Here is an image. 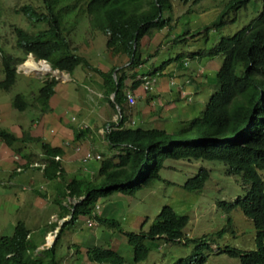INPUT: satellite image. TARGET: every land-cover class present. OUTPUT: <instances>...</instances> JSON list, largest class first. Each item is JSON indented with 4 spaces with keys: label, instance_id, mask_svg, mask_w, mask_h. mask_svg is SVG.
Returning a JSON list of instances; mask_svg holds the SVG:
<instances>
[{
    "label": "trees",
    "instance_id": "obj_1",
    "mask_svg": "<svg viewBox=\"0 0 264 264\" xmlns=\"http://www.w3.org/2000/svg\"><path fill=\"white\" fill-rule=\"evenodd\" d=\"M29 1L41 5L42 14L30 6L24 7L22 12L30 22L42 26V30H15L16 47L24 57L18 59L2 54L4 79L0 82V89L10 92L17 85L19 64L33 55L37 61L48 62L54 71L73 76L82 69L96 74L101 79L97 85L102 100L116 113L118 107L121 109L117 122H111L105 128L104 137L110 155L101 163L98 180L71 176L63 165L65 154L61 148L53 147L41 138H33L30 132L18 137L12 131L0 127L1 141L16 153L20 152V143L40 144L42 165H34L33 158L27 156L29 160L22 167L23 170H38L47 181L60 182L64 185L65 197L77 203L72 209L62 205L65 212L63 217L70 214L73 218L62 227L57 243L67 228L81 216L95 219L101 225L124 233L119 221L100 216L96 206L100 200L117 193L137 196L151 189L157 181L162 180L161 173L167 161H218L228 168L230 175L242 177L245 192L235 201L219 203V207L227 214L237 208L242 210L256 227L258 248L255 251H243L228 246L219 247L217 254L240 259L242 264H264V179L261 175L264 171V0L263 10L258 17L235 35L221 37L210 49L177 54L176 58H171L159 67L156 61L162 45L155 54L145 57L141 51L143 40L165 30L169 31L168 34L174 30L173 18L166 17V14L173 11L175 1L197 5L204 0ZM252 1L229 0L218 18L206 28L205 39L208 40L212 31L221 34L227 26L235 24L240 12ZM191 12L192 8L187 15ZM86 17L92 31L107 38L106 46L112 55L129 58L125 66H114L104 71L78 54L71 36ZM185 35H178L174 43L186 44ZM220 56L224 58V63L217 72L218 89L202 105L198 116L185 118L174 131L156 127L146 129L130 123L131 107L127 96L128 92L136 93L143 86L141 78L174 77L176 70L168 71L173 64L178 68L187 59L201 62L205 58ZM58 85L55 79L44 83L39 89L35 102L42 114L51 111L50 103L57 93ZM12 105L21 113L32 106L24 94H18ZM84 133H89V130L86 129ZM209 179L210 172L204 169L190 178L183 189L200 194ZM190 220L189 215L179 214L172 207L164 206L148 231H144L148 222L146 220L139 233H124L128 244L134 249L135 263H144L149 259L151 251L146 244L148 240L165 239L172 244L198 243V253L190 263L205 264L208 256L203 251L210 247L211 238L189 239L185 229ZM44 244L45 241L39 243L33 240L32 232L24 222L19 221L12 236L0 237V264H60L57 244L40 250ZM87 256L94 264H126L122 255L103 247L89 250Z\"/></svg>",
    "mask_w": 264,
    "mask_h": 264
},
{
    "label": "rangeland",
    "instance_id": "obj_2",
    "mask_svg": "<svg viewBox=\"0 0 264 264\" xmlns=\"http://www.w3.org/2000/svg\"><path fill=\"white\" fill-rule=\"evenodd\" d=\"M228 1L204 0L197 5L175 1L173 11L166 14V17L173 18L174 30L170 34H168V30H165L153 38L144 39L141 47L143 56L155 54L159 46L162 45L156 61V65L159 67L171 58H176L177 54L198 52L205 50V48L210 49L221 37H231L242 30L256 19L263 10V0H253L246 9L240 12L235 24L227 26L221 34L212 31L206 40L204 37L206 28L218 18ZM27 6L33 8L38 14H42L40 11L42 6L31 3L29 0H0V82L4 79L1 66L2 54L11 55L18 59L24 57L23 53L16 47L15 30L17 28L29 32L42 30V26L30 22L25 13L22 12V9ZM191 8L192 12L187 15ZM180 34H187L185 35L186 44L174 43ZM71 39L74 46L77 47L79 55L84 56L93 66L104 71H109L114 66L123 67L129 62V58L114 56L108 51L107 38L92 31L87 17L80 21ZM187 62L180 67L189 64L188 68L176 69V71L192 77V82L196 86L204 80L202 73H206L215 83L217 72L223 65L224 58L222 56L214 59L205 58L201 62L188 59ZM34 63L39 66V69L30 71L28 66ZM44 64L50 68L46 72L41 70ZM18 72V83L10 92L0 89L1 128L8 129L20 137L23 136L24 132H30L32 135L34 130L41 131L38 122H41L45 114L41 113L42 110L35 99L44 83L56 79L60 85L58 93L67 101L60 97L61 105L65 106L62 111H67L70 116L76 117V124L84 121L87 124L86 128L89 127L91 130L89 142L81 146L83 152L90 151L95 154L99 152L103 160L110 155L104 132L107 124L117 122L118 114L110 108L108 103L102 100L97 85L98 82H101L99 76L82 69L77 70L73 76L61 72L56 74L48 62L37 61L34 56H29L23 64H19ZM171 81L176 82V84L179 83L176 78ZM128 84L131 85L132 82L129 81ZM172 86L180 87V84L179 86ZM180 89L182 90L181 94L175 97V103L183 110H176L174 116H171L172 113H170V110L174 109L170 107L171 103L166 98H157L155 106L149 107L135 93L137 103L133 107L129 105L131 107H129L131 110L130 123L137 124L135 127L140 125L146 129L152 128L154 122L148 120L157 116L164 125H170L166 128L167 130H174L176 124L173 122H177V119L180 122L183 118L192 119L198 116L199 112L189 111L186 113L187 106L195 105L196 102L204 99L206 102L214 93L207 91L206 98L202 92L203 98H201V93L194 95L192 93V97L188 93L190 89L187 91ZM18 94H24L29 98L32 106L28 111L21 113L14 109L13 100ZM78 103L80 109L76 112L73 109ZM149 103L151 104L152 101L150 100ZM147 106L148 111L144 113ZM71 111L77 116L73 115ZM144 120L146 124H143ZM18 145L20 152H23V146L26 144L20 143ZM6 147L0 139V237L11 236L14 226L19 221L24 222L29 230H33V226L37 225L38 222H48L52 214L57 217L61 215L60 218L51 223V228L44 226L39 230V232H44L46 229L51 230L49 241L40 250L52 248L57 244L60 264H94L88 259L87 252L95 247H103L119 253L126 259V264H180V262L192 264L190 262L198 253V243L190 245L172 244L165 239L148 240L146 244L151 251L149 259L144 263H135L134 261V249L128 244L124 233H139L146 220L148 222L144 231H148L164 206H170L177 213L190 216V224L185 229V235L189 239L200 240L205 236L211 238L210 247L203 251V254L208 256V261L205 264H242L240 259L231 258L226 254H217L219 247L228 246L243 251H255L258 248L256 227L242 210L237 208L231 214H227L219 207L221 202H232L244 195L242 177L230 175L228 168L221 162L205 160H169L161 173L162 180L157 181L151 189L144 190L137 196L117 193L100 200L96 206V212L102 217L119 221L124 233L112 230L107 225H101L95 219L81 216L74 225L67 228L57 243V237L60 234L58 232L62 223L65 222L64 224H66L71 220L70 214L65 218L63 217L65 212L62 205L72 209L76 202L65 197L64 187L58 181L54 183L51 189L49 188L50 185H53L51 181H42L48 186L35 184L26 190L12 187L10 181L13 172L24 165H19L21 162L20 152L14 154L11 148ZM79 156L81 157V154ZM11 159L14 162L13 165L10 163ZM32 160L34 165L43 163L39 155ZM101 163L100 161V167ZM79 164L81 163L79 162ZM78 167L80 174L85 171L88 172L86 175L88 180L99 179V171L97 169L94 171V162L87 166L80 165ZM21 169L19 172H24L23 168ZM204 169L210 172V179L204 191L200 194H193L184 190L185 183ZM69 174L74 175V173ZM261 175L264 179V171L261 172ZM45 193L50 200L49 211L42 208L41 199L38 198ZM46 198L42 199L46 200Z\"/></svg>",
    "mask_w": 264,
    "mask_h": 264
},
{
    "label": "crops",
    "instance_id": "obj_3",
    "mask_svg": "<svg viewBox=\"0 0 264 264\" xmlns=\"http://www.w3.org/2000/svg\"><path fill=\"white\" fill-rule=\"evenodd\" d=\"M173 67H177V66L175 64L171 65V67H169L168 71H172L173 69H174L173 71H175L176 69H178V68H173ZM201 75H203L204 80L202 82H200V84L195 86L192 82V77L186 76L185 74H182L181 72L179 73L176 71V76H174V77L169 78L170 76H164L162 78H158L157 82H156V84L153 87V90L151 92L146 93L144 91V89L141 87L136 92V95H137V97H140L139 99H141L142 101H145L149 107L155 106V101L157 98H161V99L166 98L171 103L170 107L174 109V110H170V113H172L171 116H174V115H176V113H175L176 110H181V109L183 110V108H180V106H178L175 103V97L178 96L179 94H181L182 90L180 88H182L186 91L188 89H190V91L188 93H190L191 95H192V93L194 95V94H199L202 92V93H204L205 98H206L207 91L215 92L218 89L217 81H215V83H214L210 79V77H208V75L206 73L205 74L202 73ZM175 78L177 80H179L180 87L172 86L171 80H174ZM59 86L60 85H58V87H57L56 95L52 98L51 103H50L51 111L48 114H45V116L43 117L41 122H38L39 128L41 129V131L34 130L32 132V136H33V138H35V137L41 138L43 140V142H48L53 147L61 148L65 154L62 158V162H63L65 169L69 173H74V175L78 179L88 180L86 178V175L88 172L85 171V172H82V174H80L78 172V169H79L78 166L84 165V163L81 161V159L83 158V156L86 152L85 151L83 152V149H82V152H77L76 148L77 147L83 148L81 146L89 142V139H90L89 134H90L91 130H89V127L86 128L87 124H85L84 121H81L80 124H76L77 123L76 117L70 116L67 111L66 112L64 111L65 113L62 111L65 108V106L61 105V101H62L61 98L64 100H65V98L58 93ZM202 93H201V98H203ZM165 95H167V96H165ZM193 95H192V97H193ZM150 100L152 101L151 104L149 103ZM205 100L206 99L201 100L200 102H196L195 105L191 104V105L187 106L186 113H188L189 111L201 112V110L203 108L202 105L206 103ZM148 106H147V109L144 110V113L146 111H148ZM79 109H80V104L78 103L76 108L73 110H75L77 112V111H79ZM71 113L73 115H76L72 111H71ZM117 114H118V119H119V117H120L119 112H117ZM167 116H170V115H167ZM144 121H143V123L146 124V121L145 122ZM148 121L154 122L152 125L156 128H159V129L167 130L166 128L168 126H170L169 124L164 125L162 123L163 122L162 120L160 122V120H158L157 116L151 117ZM183 121H184V118L180 122H183ZM180 122L178 121V119H177V122H173L174 124H176L174 130H176L180 127V124H181ZM86 129L89 130V133H84V131ZM174 130H171V131H174ZM104 134H105V132H104ZM18 137H20V136H18ZM23 147H24V151L20 154L21 162L19 165H26L28 163L29 158H27V156H31L32 158H34L35 156L41 155V145L40 144H26V146H23ZM12 152L15 154V152L13 150H12ZM79 154H81V157L79 156ZM96 154H100V153L98 152ZM79 162L81 164H79ZM10 163H11V165L14 164L12 159H11ZM85 166H87V165H85ZM20 167L17 168V171L13 172V177L10 181V184L12 187H16V188H19L22 190H26V189H29V187H31V186H35V184L36 185L45 184L46 186H48L47 183L42 182V181H47V180L44 179L43 173L41 171L34 170V169H28L24 172L22 171L21 173H19V170H22L21 168L23 166L21 168ZM95 169H97L98 171L100 170L99 162H94V171H95ZM74 170L76 173L74 172ZM55 182L56 181L52 182L53 185L49 186L50 189L54 186ZM61 185L64 187L63 184H61ZM46 191H48V190H46ZM46 195L47 194L45 193L41 197L46 198L47 197ZM41 197H38V198L41 199L42 208H44L45 211L46 210L49 211L50 200L48 199V197L46 198V200L42 199ZM23 198H25V200H28L26 197H23ZM57 200L59 201L60 199H57ZM60 217H61V215H59V217H57V216H54L52 214L50 217V220L48 222L40 221L37 223V225L33 226V228H34L33 230H30L32 232L33 240H35L36 242H39V243H43L45 241V244L41 245L40 249L43 248L47 244V242L49 241V236L51 234V230L46 229L44 232H42V231L39 232V230L44 226L50 227V225H52L51 223ZM15 226L13 228V233H14ZM13 233H12V235H13Z\"/></svg>",
    "mask_w": 264,
    "mask_h": 264
},
{
    "label": "built area",
    "instance_id": "obj_4",
    "mask_svg": "<svg viewBox=\"0 0 264 264\" xmlns=\"http://www.w3.org/2000/svg\"><path fill=\"white\" fill-rule=\"evenodd\" d=\"M144 81V84L142 86V88L144 89L145 92H151L153 90V87L155 86L154 84L157 82V78H152L150 76H146L141 78ZM128 104L133 107L136 105L137 101H136V96L135 93L133 92H128ZM77 152H82V148H76ZM103 160V157L100 154H95L92 153L90 151H87L83 158H82V162L84 163V165H88L92 162H100Z\"/></svg>",
    "mask_w": 264,
    "mask_h": 264
},
{
    "label": "bare ground",
    "instance_id": "obj_5",
    "mask_svg": "<svg viewBox=\"0 0 264 264\" xmlns=\"http://www.w3.org/2000/svg\"><path fill=\"white\" fill-rule=\"evenodd\" d=\"M188 60V59H187ZM185 63H188L187 61H185ZM28 69L30 70V71H33V70H38L39 69V66L37 65V64H30L29 66H28ZM50 68H49V66L47 65V64H44V65H42V69L41 70H43V71H48ZM158 79V78H157ZM156 84V83H155ZM154 84V85H155ZM171 84L172 85H176V86H179V83H175V82H171ZM81 161H82V159H81ZM40 165H42V164H40ZM40 165H37V166H40ZM20 173V172H19ZM76 204V203H75Z\"/></svg>",
    "mask_w": 264,
    "mask_h": 264
},
{
    "label": "water",
    "instance_id": "obj_6",
    "mask_svg": "<svg viewBox=\"0 0 264 264\" xmlns=\"http://www.w3.org/2000/svg\"><path fill=\"white\" fill-rule=\"evenodd\" d=\"M44 62H46V61H44ZM55 73L57 74V73H59V71H56ZM113 98H115V94L113 95ZM117 109H118L119 114L121 115V109H120L119 107H118ZM76 204H77V203H76ZM73 212H74V210H73ZM72 218H73V215L71 216V219H72ZM64 223H65V222L62 223V225H61V229H62V227L64 226ZM61 229H60V231H61ZM60 231H59L58 233H60ZM57 238H58V237H57Z\"/></svg>",
    "mask_w": 264,
    "mask_h": 264
},
{
    "label": "clouds",
    "instance_id": "obj_7",
    "mask_svg": "<svg viewBox=\"0 0 264 264\" xmlns=\"http://www.w3.org/2000/svg\"><path fill=\"white\" fill-rule=\"evenodd\" d=\"M30 56H33V55H30ZM102 161H103V160H102ZM102 161H101V162H102Z\"/></svg>",
    "mask_w": 264,
    "mask_h": 264
}]
</instances>
